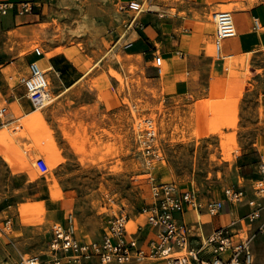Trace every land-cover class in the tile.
<instances>
[{"label":"rangeland","instance_id":"rangeland-1","mask_svg":"<svg viewBox=\"0 0 264 264\" xmlns=\"http://www.w3.org/2000/svg\"><path fill=\"white\" fill-rule=\"evenodd\" d=\"M144 1V8H154ZM209 1L211 7L201 22H210L214 29L212 11L232 4L234 12L241 5L239 0ZM120 6V0H48L33 31L10 33L8 43L25 38L20 56L38 46L50 54L65 50L83 62L86 71L79 85L83 90L74 94L75 99L95 94V106L103 101L111 106L115 100L125 107V124L118 131L113 125H88L65 115L58 118L57 131L48 118L49 107L72 105L75 99L66 94L65 102H59L50 83L54 99L37 107L18 81L22 71L11 79L0 76V109L5 107L0 114V264H15L18 255L45 252L57 221L55 206L60 204L71 208L80 236L98 239L113 214L131 218L138 214L149 199L151 182H174L196 192L202 201L207 195L223 198L226 187L242 189L255 199L253 185L264 159V46L253 50L248 66L238 65L236 71L223 68L225 60L243 54L221 51L220 58L214 56L218 66L208 65L209 76L200 91L172 98L166 74L156 71L158 78H150L147 70L153 55L162 56L161 43H156L154 54L127 53L130 48L121 40L131 35L133 13ZM202 38L211 43L214 55L215 34ZM216 71L222 76L218 84ZM14 95L17 100L10 103ZM147 120L154 128L150 155L140 143ZM230 135L234 142L229 146ZM257 202L264 208V197ZM35 205L39 207L34 209ZM250 224L256 227L257 222ZM255 234L254 264H264V231L258 228Z\"/></svg>","mask_w":264,"mask_h":264},{"label":"crops","instance_id":"crops-1","mask_svg":"<svg viewBox=\"0 0 264 264\" xmlns=\"http://www.w3.org/2000/svg\"><path fill=\"white\" fill-rule=\"evenodd\" d=\"M10 1L14 2L15 6L7 11L6 14H0V76L6 79L17 77L19 72L23 74L18 77L26 75L28 72V63L30 61H37L39 66L45 70L49 84L53 83V94L56 99H61L59 102L64 103L63 99L68 94L69 97L75 99L76 95L82 93L83 89L79 88L81 77L85 74L83 62H76L74 58L69 57L65 50L60 53L52 54L46 57L43 50L42 55H37L33 50L20 56L18 50L20 43L25 39L24 37H15L13 41L10 33H30L34 30V25L41 22L39 14L44 11L46 1H43L39 7H35L31 12L20 13L18 2L21 0H0V2ZM37 1V0H35ZM61 1V0H60ZM66 1V0H65ZM129 0H120L121 9L131 11L126 8V3ZM145 3L144 0H140ZM148 5H153L154 8H144L143 11L136 14L135 20L130 23L133 25L135 32L134 38L129 40L130 36L124 37L121 40L124 43V48H130L129 54H154L157 51V45H162V72L161 76L165 75L166 85L171 89L172 98H183L192 92L200 91L201 86L205 84L208 79V65L212 63L213 68H216L217 63L214 61L212 45L208 41L203 40L202 35L213 34L214 28L210 22L203 20V17L211 7L209 0H147ZM241 4L232 12L236 35L226 38L222 41V51L226 53H245L253 51L262 46V37L264 36V0H239ZM174 9V12L172 10ZM41 11V12H40ZM132 12V11H131ZM38 13V15H36ZM133 16V14H132ZM130 18V21L132 19ZM210 24V25H209ZM37 29V28H36ZM125 30V29H124ZM4 36V37H3ZM184 37H188L187 39ZM4 38L6 39L4 41ZM195 38V39H194ZM127 41V42H126ZM208 42V43H207ZM13 46L11 50L7 49L4 44ZM12 44V45H11ZM128 45V46H127ZM214 49V47H213ZM147 57V56H146ZM154 57V55H153ZM49 58V59H48ZM151 58V56H150ZM149 58V59H150ZM148 59V58H147ZM216 59V58H215ZM170 61V63L168 62ZM19 65V68H16ZM149 67L150 78H158L155 74L157 68L154 63ZM47 67L50 69L47 70ZM158 72V71H157ZM25 73V74H24ZM157 75V76H156ZM20 83V81H19ZM21 85H23L21 83ZM24 87V86H23ZM55 91V92H54ZM24 95H26L24 87ZM27 96V95H26ZM75 99L72 105L58 104L49 107L48 118L51 120L59 131L58 120L59 117L69 116L73 121L79 119L86 122L88 125L114 126L115 130L121 131L124 128L125 120L123 114L125 107L120 103L117 104L113 100L112 105L108 106L105 101L102 105L95 106L97 102L96 96L86 100ZM17 100L14 99L10 103ZM64 144L66 141L62 139ZM254 194V193H253ZM198 198H201L197 194ZM245 196V201L242 204L233 205L224 196V206L222 210L216 215H210L204 209L195 210L187 208L183 213H177L176 216L180 221L185 222L190 227L191 245L199 247L201 241L204 240L214 228L228 224L230 221H235V230L248 229L256 231L258 228L264 231V208H260L259 216L254 222H257L256 227L247 224L244 215L251 208L248 201L251 197ZM207 198H218L213 195H207ZM258 201L259 199L255 197ZM245 209V213L240 211ZM71 208L63 206V204L55 206L54 219L62 225L68 224V216ZM247 226V227H246ZM76 235L81 240H93L96 238H85L80 236L77 231L76 222L74 221ZM256 233V232H255ZM142 243H147L149 238L153 237V231L147 225L142 227L139 233ZM256 236V234H255ZM252 247V245H251ZM209 249L206 248L201 254L207 253ZM253 250V248H252ZM20 255L17 256L15 263L18 261ZM14 264V263H12ZM142 264H164L161 260H144Z\"/></svg>","mask_w":264,"mask_h":264},{"label":"built area","instance_id":"built-area-1","mask_svg":"<svg viewBox=\"0 0 264 264\" xmlns=\"http://www.w3.org/2000/svg\"><path fill=\"white\" fill-rule=\"evenodd\" d=\"M46 0H21L18 2L20 13L31 12ZM15 6L14 2H0V14ZM140 0H129L126 8L136 14L144 10ZM210 19L215 24L214 55L220 58L222 41L236 35L232 12L225 9L214 10ZM133 20V21H132ZM128 46V45H127ZM33 51L42 55L43 50L36 46ZM154 66L161 72L162 56L155 54ZM25 87L26 95L33 105H43L48 96L49 81L46 72L37 61L28 63V72L19 79ZM47 95V96H46ZM5 107L0 109V114ZM140 143L146 145L145 155L152 154L151 143L154 129L151 121H146ZM260 177L256 179L253 190L257 198L264 197V159L258 163ZM225 197L230 202H241L245 199L244 190L226 187ZM251 205L245 214L247 224L259 216L262 207L257 199L248 201ZM224 206L223 199L207 198L202 201L196 192L180 189L174 182H151L148 201L141 206L134 218L124 213L113 214L109 223L98 239L81 240L77 237L74 219L71 213L68 224L59 222L51 226V237L47 249L40 254L20 255L15 264H142L144 260H161L164 264H254V252L251 244L256 231L248 229L235 230V221L218 226L201 241L199 247L191 245L190 227L180 221L176 214L187 208L204 209L210 215L218 214ZM133 224L128 226V221ZM147 225L153 231V237L142 243L140 231ZM206 248L209 250L201 254Z\"/></svg>","mask_w":264,"mask_h":264},{"label":"bare ground","instance_id":"bare-ground-1","mask_svg":"<svg viewBox=\"0 0 264 264\" xmlns=\"http://www.w3.org/2000/svg\"><path fill=\"white\" fill-rule=\"evenodd\" d=\"M237 4V3H236ZM232 8V4H227V5H222V8L221 9H225V10H229L230 11V9ZM138 15V14H137ZM133 21V20H132ZM212 21V20H211ZM212 23L214 24V22L212 21ZM211 24V23H210ZM209 24V25H210ZM214 27H215V24H214ZM215 30V29H214ZM16 33V32H15ZM262 46H264V36L262 37ZM213 47H214V45H213ZM222 49V48H221ZM221 51L222 50H220V54H221ZM251 53H252V51H248V52H245V53H243V56L242 57H234V56H228V59L227 60H225L226 62H225V65L223 66V68H228V69H230V71H236L235 69H236V67L238 66V65H240V67H242V66H244V67H247L248 66V64H249V61H250V57H251ZM52 54H50V53H46V57H49V56H51ZM230 55V54H229ZM215 56V55H214ZM237 56V55H236ZM230 57V58H229ZM226 58V57H225ZM49 59V58H48ZM161 72H162V68H163V65H162V63H161ZM48 69H50L49 67H47V70ZM160 72V73H161ZM224 72H226V71H224ZM219 74H220V72H218V71H216V74L214 75V79H215V82L218 84L219 82H220V80L222 79V76L220 75L219 76ZM218 75V76H217ZM226 77V76H225ZM224 77V78H225ZM223 78V79H224ZM47 96V95H46ZM54 99V97H53V94H52V92L49 90V87H48V96L47 97H45V99H44V102H43V104H48V103H50L52 100ZM39 106H41V105H39ZM39 106H37V107H39ZM224 114V113H223ZM227 114V113H226ZM2 120H4V116H2ZM29 122H31V120H32V117H30L29 118ZM20 122L23 124V122L20 120ZM35 122V121H34ZM33 122V123H34ZM24 125V124H23ZM6 127V126H5ZM154 129V128H153ZM5 130H10V128H7V129H5ZM230 142H234V136H232V135H230V136H226V143L230 146ZM33 160V159H32ZM38 160V159H37ZM36 160V161H37ZM34 161V160H33ZM40 164L41 163H39V167H40ZM37 170L38 171H40V168L38 169L37 168ZM36 207H39L38 205H35V207H34V209H36ZM22 211V217H23V220L24 221H26V216L24 215V211L23 210H21ZM52 214V213H51ZM41 217V216H40ZM133 224V222H132V220H129L128 221V226H131Z\"/></svg>","mask_w":264,"mask_h":264}]
</instances>
